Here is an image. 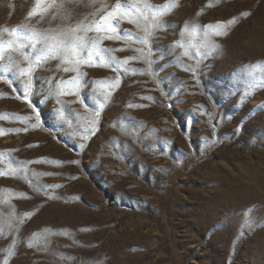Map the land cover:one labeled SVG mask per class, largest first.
I'll return each instance as SVG.
<instances>
[{
  "label": "rangeland",
  "instance_id": "374dc122",
  "mask_svg": "<svg viewBox=\"0 0 264 264\" xmlns=\"http://www.w3.org/2000/svg\"><path fill=\"white\" fill-rule=\"evenodd\" d=\"M0 264H264V0H0Z\"/></svg>",
  "mask_w": 264,
  "mask_h": 264
},
{
  "label": "snow or ice",
  "instance_id": "6c2138e0",
  "mask_svg": "<svg viewBox=\"0 0 264 264\" xmlns=\"http://www.w3.org/2000/svg\"><path fill=\"white\" fill-rule=\"evenodd\" d=\"M41 2H42V0H37V3L38 4L41 3ZM120 8H121V4L120 3H117L116 10L113 11V12H109L108 15L103 18L106 21L109 20V18H112L110 25L109 24H104L103 25V30L104 31H117V32L121 31V30L117 29V27H116L117 20L115 19L120 14ZM33 14H35V12L30 13V15H33ZM108 38H111V37H108ZM12 43L13 42L9 41L8 46L11 47L12 46ZM92 47L93 48H96L97 45L95 43H93L92 44ZM100 51L101 52H104V51H107V49H100ZM86 62L92 63V53L91 52L88 53V59H87ZM65 71H67V69H65ZM68 83H72V81H68Z\"/></svg>",
  "mask_w": 264,
  "mask_h": 264
}]
</instances>
